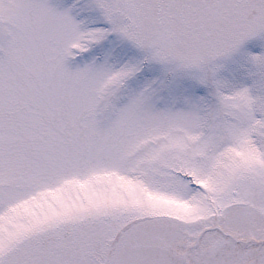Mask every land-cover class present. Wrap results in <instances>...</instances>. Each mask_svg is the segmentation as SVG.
<instances>
[{"label": "snow or ice", "instance_id": "6c2138e0", "mask_svg": "<svg viewBox=\"0 0 264 264\" xmlns=\"http://www.w3.org/2000/svg\"><path fill=\"white\" fill-rule=\"evenodd\" d=\"M0 264H264V0H0Z\"/></svg>", "mask_w": 264, "mask_h": 264}]
</instances>
